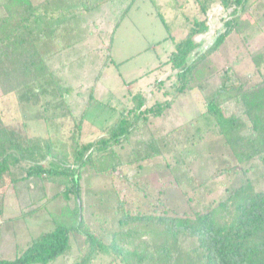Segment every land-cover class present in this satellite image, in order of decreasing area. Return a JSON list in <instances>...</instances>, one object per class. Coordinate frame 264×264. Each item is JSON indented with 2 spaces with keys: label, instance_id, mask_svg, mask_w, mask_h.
<instances>
[{
  "label": "trees",
  "instance_id": "obj_1",
  "mask_svg": "<svg viewBox=\"0 0 264 264\" xmlns=\"http://www.w3.org/2000/svg\"><path fill=\"white\" fill-rule=\"evenodd\" d=\"M57 1L0 0L1 93L15 94L26 104L43 103L46 109H58L59 116H69L73 129L71 151L58 150L48 136H29L24 133L25 126L6 124L0 113V217L8 195L16 193L19 184L30 198L38 191L47 198L46 182L62 185L56 194L61 200L59 210L49 217L54 227L31 238L13 259L0 258V264H51L75 247L70 264H94L105 252L114 257L105 264L115 260L119 264H264V190H256L248 178L228 188L215 205L179 216L132 209L116 192L84 195L82 179L85 167L115 172L126 169L127 163L163 159L157 137L144 135L145 125L150 117L160 116L176 95L194 88L204 92L201 114L213 118V126L237 162L258 159L264 164V81L249 84L248 78L241 79L230 65L220 70L219 85L208 87L206 81L213 69L208 56L224 44L240 22L246 25L243 15L253 12V1L195 0L198 13L204 16L192 17L186 23L184 36L172 40L174 48L165 62L175 77V84L164 91L171 97L148 105L143 90L131 92V104L122 107L114 123L86 142L78 138L85 110L75 109L70 99L78 94L71 76L73 61L58 60L62 41L52 51L41 50L61 35L65 21L75 11L87 12L110 0H77L81 4L77 9L57 6ZM213 2L230 11L222 16L224 31L215 35L210 46L200 48L202 42L196 37L210 27L207 11ZM66 4L65 0L62 5ZM158 16L168 28L164 16ZM72 45L67 43L63 48ZM251 57L260 71L264 55ZM154 83L159 88L163 81L156 79ZM133 139L134 158L127 162L120 158L118 149ZM136 170L129 168L126 173ZM30 189L37 190L32 194Z\"/></svg>",
  "mask_w": 264,
  "mask_h": 264
},
{
  "label": "rangeland",
  "instance_id": "obj_2",
  "mask_svg": "<svg viewBox=\"0 0 264 264\" xmlns=\"http://www.w3.org/2000/svg\"><path fill=\"white\" fill-rule=\"evenodd\" d=\"M64 1L58 0L56 5L81 7L77 0H66L68 4L62 5ZM252 1L253 12L243 15L246 25L240 22L224 44L208 56L209 66L213 68L206 78L208 87L222 82L219 72L228 65L241 79L247 77L249 84L264 81V60L257 71L251 57L257 53L264 55V0ZM130 3L129 0H110L87 12L75 11V15L65 21L61 35L40 49L41 52L52 51L57 42L62 41L58 60L73 61L71 76L78 94L74 93L70 99L75 109L85 110L79 129L80 142L95 139L103 128L111 126L122 107L131 104V92L143 90L148 105L171 97L164 91L175 84V77L165 63L174 48L172 40L184 36L186 23L192 17L202 19L204 16L198 13L195 0H133ZM125 9V14L119 18ZM229 11L222 9L218 2L212 3L207 11L210 27L196 37L202 42L200 48L210 46L215 35L224 31L222 16ZM158 13L164 16L168 28ZM116 20L117 26L114 25ZM67 43L73 45L63 48ZM169 73L170 79L167 78ZM156 79L163 81L159 88L153 85ZM203 96L199 88L183 92L174 97L160 116L150 117L144 135L157 137L163 159L153 157L140 163H127L126 169L115 172L85 167L82 170L84 195L116 192L132 209L179 216L215 205L226 196L228 188L239 185L243 178H248L256 190H264V164L258 159L237 162L213 126V118L201 114ZM59 112L44 108L43 103H23L15 94L3 95L0 91V113L6 124L25 126L27 135L48 136L56 149L71 151L72 121L69 116H59ZM134 143L133 139L129 145L118 149L121 159L128 162L134 158L131 152ZM231 166L236 168L230 170ZM129 168L137 170L127 175ZM37 183L31 184L35 187ZM45 185L47 198L42 191L30 198L21 184L16 193L8 195L3 205L4 224L0 228L1 259H13L31 238L54 227L49 217L51 212L59 210L61 200L56 194L62 185L56 182ZM37 189L30 191L33 194ZM90 211L91 208L85 211L87 219ZM70 242L73 243L71 237ZM75 254L76 247L51 264H70ZM112 258L110 252H105L94 264H105ZM110 264L119 262L115 260Z\"/></svg>",
  "mask_w": 264,
  "mask_h": 264
},
{
  "label": "crops",
  "instance_id": "obj_3",
  "mask_svg": "<svg viewBox=\"0 0 264 264\" xmlns=\"http://www.w3.org/2000/svg\"><path fill=\"white\" fill-rule=\"evenodd\" d=\"M171 51H172V50H171ZM3 214H4V213H3ZM3 220H4V218H3V215H2V216L0 217V221H1V222H0V227H2V225L4 224V221H3Z\"/></svg>",
  "mask_w": 264,
  "mask_h": 264
},
{
  "label": "built area",
  "instance_id": "obj_4",
  "mask_svg": "<svg viewBox=\"0 0 264 264\" xmlns=\"http://www.w3.org/2000/svg\"><path fill=\"white\" fill-rule=\"evenodd\" d=\"M1 222V221H0Z\"/></svg>",
  "mask_w": 264,
  "mask_h": 264
}]
</instances>
